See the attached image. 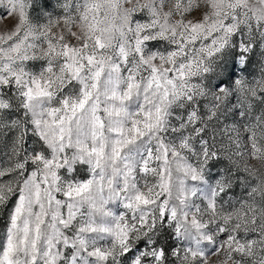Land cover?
Returning <instances> with one entry per match:
<instances>
[{"label":"snow or ice","instance_id":"snow-or-ice-1","mask_svg":"<svg viewBox=\"0 0 264 264\" xmlns=\"http://www.w3.org/2000/svg\"><path fill=\"white\" fill-rule=\"evenodd\" d=\"M0 264H264V0H0Z\"/></svg>","mask_w":264,"mask_h":264}]
</instances>
